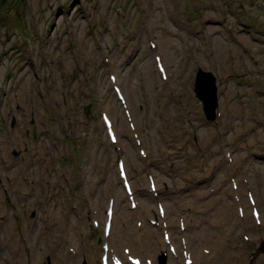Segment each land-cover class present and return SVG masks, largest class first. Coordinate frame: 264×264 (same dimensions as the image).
<instances>
[{"label": "rangeland", "instance_id": "1", "mask_svg": "<svg viewBox=\"0 0 264 264\" xmlns=\"http://www.w3.org/2000/svg\"><path fill=\"white\" fill-rule=\"evenodd\" d=\"M155 53L164 58L167 80ZM200 68L216 75V119L206 117L194 91ZM110 73L120 78L147 157L132 138ZM102 111L115 123L117 143ZM118 157L142 203L149 171L165 207L182 203L190 237L198 213L186 199L207 189L199 198L200 221L218 229L212 234L220 264H229L226 258L264 264V226L254 222L246 198L247 187L255 188L264 209V0L0 1V264H45L48 257L50 264H81L84 257L100 264L105 240L114 251L132 249L119 246L114 224L108 237L102 228L110 198L130 209ZM231 177L237 190L231 191ZM236 192L248 217L235 219L234 202V218L225 223L208 202L217 197L228 204ZM149 208L148 223L157 215L156 200ZM178 218L172 212L174 227H167L176 244ZM138 220L143 216L134 214L129 230L142 228ZM244 231L255 239L244 240ZM154 234L162 239V229ZM135 251L146 256L143 246Z\"/></svg>", "mask_w": 264, "mask_h": 264}, {"label": "bare ground", "instance_id": "2", "mask_svg": "<svg viewBox=\"0 0 264 264\" xmlns=\"http://www.w3.org/2000/svg\"><path fill=\"white\" fill-rule=\"evenodd\" d=\"M155 43H156V41H155ZM162 60L164 62L163 56H162ZM212 63H214V61L211 62V65H212ZM164 64H165V62H164ZM115 81H120L119 76L116 77ZM223 112H224V110H223ZM131 115H132V118L134 119V116H133L132 113H131ZM136 127H137V125H136ZM129 128H131V126ZM131 131H132V138L134 137V139H135L134 132H133L132 129H131ZM116 135H117V141L120 140L119 139L120 137L118 136L117 133H116ZM137 136H140V135H137ZM159 184L160 183H158V185ZM248 190L252 191V193L254 195V199H255V204L259 208V206H260L259 204L260 203L258 201L263 199L262 196L260 195L259 191L257 190L258 192H256V189L254 188L255 193H256L255 194L252 188H248ZM206 191H207V189H199V190L193 192V194L191 196H189V197L186 196L187 197L186 203L190 207H192V209L194 211L197 209V213H198L197 217H194V214H192V219H193V223H194V224H192V229H193V233H194V234H192V237H190V234H188V230H189L190 225L187 222L186 223H187V225L189 227H187L185 225L186 227H185L184 230H178V232L180 234L179 237H180L181 240H182V238H186V240L188 238V241H187L188 246H187V248L195 256L196 261L199 260L198 261L199 263L198 262L194 263V261H193L192 264H200V262L203 259H205V262H201L202 264H210V263L220 264L219 255L218 256L216 255L214 257V259H213L211 257L209 258L206 254H204V253H208L209 255H213L214 253L219 252L218 250H216L217 249L216 248L217 241H216V238H215L219 234L218 229H214V227L213 228H205L201 224V221H200V218H203V217L201 216L202 212H200L199 208H201L204 204L200 202L199 198H200V196L204 195L203 193H206ZM151 192L148 191L149 195L147 197L149 199L148 198H143V203L141 201V198L137 195L136 199L140 202V205L143 206V208H144L143 210H141L140 206H137L135 209L130 207V209L129 210H125L126 211L125 212L124 211V207L120 206L116 202L115 203V208H114V213H113V224L115 225V229L118 232L119 246L121 244H123L124 242H127V243H130V245H131L133 250H137V251L140 249V246H143V247H145V250L147 252H150L152 254L153 264H158V260L156 259L155 254H156V252H159V250L162 248V246H164L166 244L167 241L164 240L163 235H162L163 239H157L155 234H154V231H156V230H161V229L163 230L162 225L159 226L157 224V226L156 225L152 226L151 223H148V221L146 220V217L148 215H150L149 213H150V209L151 208H149V207H151V203L156 199V197H154ZM246 193H247V191H246ZM223 199L227 200V198H224V196H223ZM216 200H217V197H213L208 202V205H210L212 207L213 213L215 215H217V218L223 219L225 221V223H229L231 218L232 219L234 218V215H233L234 214V212H233L234 201H231L228 204H226L224 202H222V204H219V203H216ZM166 204H167V206H166L167 208L165 207L164 219H168L170 221V224H169L170 227L169 228L172 230V228L174 227V220L173 219L172 220L169 219V216L171 215V213L174 212V213L180 215L179 212H183L182 216L187 218V219L189 217L187 214H189V213L185 212L182 209V203H180V202L174 204L175 207H173L170 203L169 204L166 203ZM259 209L262 210V211H260V218H261L262 222L264 223V209L262 207L259 208ZM106 212L107 211L105 210L104 221L107 218V213ZM185 213H187V214H185ZM134 214L142 215L143 219H144V223H143L142 228L134 227V228L129 230L130 222L132 221V218H133ZM246 218H247V216H246ZM235 219L240 220V217L237 216ZM222 224L223 223H221V225ZM112 228H113V226H112ZM212 233L217 234V235L214 236ZM171 234H173V233H171ZM171 237H172V235H171ZM261 237L262 236H259V238H261ZM180 239H178L179 244H178V246H176L177 257L174 256L173 252H171L170 250H168V249L166 250L167 256L170 259L169 264H174V263L178 264L179 263L178 259H179L180 256H182V249H180V244H181V240ZM171 242H172V240H171ZM202 243H211V245L213 247H215V248L211 247L210 249H206L204 246H201L200 250H198V247ZM262 244H264L263 241L260 242L261 246H260L259 250L263 253V254H260V256L264 257V245L262 246ZM167 245L169 246V244H167ZM219 245H221V244H219ZM223 248H224L223 245L221 247H218L219 250H222ZM206 250H209V251L206 252ZM118 251L119 252H123V250H121L120 247L118 248ZM211 251H213V253H210ZM226 259L228 260V262H226V263L231 264V260L228 259V258H226ZM232 263H234V262H232ZM71 264H74V262H72ZM125 264H130V263L125 262Z\"/></svg>", "mask_w": 264, "mask_h": 264}, {"label": "water", "instance_id": "3", "mask_svg": "<svg viewBox=\"0 0 264 264\" xmlns=\"http://www.w3.org/2000/svg\"><path fill=\"white\" fill-rule=\"evenodd\" d=\"M216 88H218L216 77L211 72L204 71L201 68L198 69L194 89L203 103L206 117L210 119H213L216 116V106L218 105V96L215 91ZM85 110L88 112L89 106H86ZM13 152L16 154L17 150H14Z\"/></svg>", "mask_w": 264, "mask_h": 264}, {"label": "flooded vegetation", "instance_id": "4", "mask_svg": "<svg viewBox=\"0 0 264 264\" xmlns=\"http://www.w3.org/2000/svg\"><path fill=\"white\" fill-rule=\"evenodd\" d=\"M1 1V0H0ZM4 1V0H3ZM17 117L15 118V122L12 124V120H11V126H15L17 124Z\"/></svg>", "mask_w": 264, "mask_h": 264}]
</instances>
